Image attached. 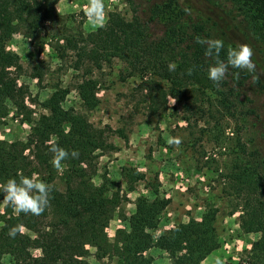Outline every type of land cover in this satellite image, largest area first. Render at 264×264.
<instances>
[{
	"label": "trees",
	"instance_id": "trees-1",
	"mask_svg": "<svg viewBox=\"0 0 264 264\" xmlns=\"http://www.w3.org/2000/svg\"><path fill=\"white\" fill-rule=\"evenodd\" d=\"M58 1L0 0V124L8 114L7 101L20 112L28 109L26 89L17 86L19 57L7 50V43L16 33L31 37L46 23L60 20L55 9ZM185 9H190V14ZM141 14H133L128 20L110 12L105 27L86 35L62 31L56 42L58 58L63 60L72 53L74 69L85 70L74 86L83 112L64 108L62 102L69 90L56 88L42 103L45 113L31 126L24 141L0 140V186L9 178L31 177L32 173L54 186L50 206L42 215L18 213L5 204L0 213V264H4L5 256L8 264H91L87 260L90 248L98 261L116 256L121 264H152L153 257L146 253L155 248L167 254L169 264H200L220 247L215 226L219 210L210 204L205 205L200 220L190 218L154 236L151 231L158 227L169 203V199L159 198L154 188L153 199L145 195L135 199L134 211L125 220L128 228L117 229L114 240H109L106 230L123 198L120 191L97 193L92 177L97 158L116 150L110 137H126L119 128L95 127L85 113L100 102V82L93 74L111 67L113 61L122 65L120 81H138L150 115L166 109L168 98L178 100L192 87L216 88L208 78L213 62L205 56V46L196 43L199 36L222 39V59H226L229 46L251 45L259 78L254 80L246 70L230 69L221 87L228 92L227 100L231 97L235 102L234 119L247 124L249 118L260 122L264 100L257 103L255 97L264 96V0H166ZM155 25L161 28L159 35L153 30ZM170 64H175L174 71L169 70ZM34 69L32 76L41 78L39 67ZM188 69H193L191 75ZM235 73H239L238 79ZM220 95L227 96L223 92ZM258 128V138L249 141H263L264 124ZM53 144L79 152L78 158L64 162L60 172L51 163ZM244 146L240 144L226 176L229 196L235 201L229 214L239 211L240 230L258 233L259 237L235 264H264V152L254 148L246 154ZM122 178L126 191L131 192L133 184L144 176L135 168H127L122 170ZM18 225H23L22 233L9 236V230Z\"/></svg>",
	"mask_w": 264,
	"mask_h": 264
},
{
	"label": "rangeland",
	"instance_id": "rangeland-1",
	"mask_svg": "<svg viewBox=\"0 0 264 264\" xmlns=\"http://www.w3.org/2000/svg\"><path fill=\"white\" fill-rule=\"evenodd\" d=\"M163 1L166 0H104V3L107 16L110 12H117L129 20L133 14H141ZM87 2L59 0L55 9L60 20L55 24L46 23L31 37L16 33L7 43V50L19 57L21 70L17 86L26 89L25 106L28 109L20 112L7 101L8 114L0 124V140L9 143L24 141L31 126L45 113L42 103L56 88L69 90L62 102L64 108L83 112L74 86L85 75V70L74 69L72 53L60 60L56 42L62 31L86 35L97 29L87 22L84 12ZM154 27L159 35L161 28ZM121 66L120 62L113 61L111 67L93 74L100 82L97 93L100 102L94 110L85 113L95 127L119 128L126 137L125 140L110 137L116 150L102 153L97 158L96 172L92 177L97 193L109 195L120 191L123 198L107 227L109 240H114L117 229L128 228L125 220L134 211L131 198L145 195L153 199L151 189L154 188L159 198L169 199L158 227L151 231L154 236L187 223L190 218L200 220L205 205L210 204L219 210L215 226L220 247L200 264H215L217 257L225 264L237 263L259 234L243 233L239 227L240 212L229 214L235 201L229 196L231 191L226 176L240 144L245 143L246 154L254 148L264 152V139L262 142L259 139L254 143L249 141L252 137L258 138V125L264 124V108L260 110V122H251L249 118L248 124L243 123L232 117L236 112L235 102L231 97L230 101L227 100L228 92L223 87L196 86L184 92L178 100L168 98L166 109L150 115L147 103L139 93L138 81L134 78L120 81ZM36 67L42 72L39 79L32 76ZM220 92L227 96L223 97ZM255 98L257 103L264 100L259 94ZM176 136L183 142L179 147L170 146L168 138ZM127 168H135L144 176L143 180L133 184L131 192L126 191L122 178V170ZM56 183L63 188L58 179ZM4 206L5 203L0 201V213H3ZM89 250L87 260L91 264H121L116 256L98 261L92 255L94 250ZM146 255L153 257L152 264L170 263L167 254L159 249H150ZM2 261L8 264V256Z\"/></svg>",
	"mask_w": 264,
	"mask_h": 264
},
{
	"label": "clouds",
	"instance_id": "clouds-1",
	"mask_svg": "<svg viewBox=\"0 0 264 264\" xmlns=\"http://www.w3.org/2000/svg\"><path fill=\"white\" fill-rule=\"evenodd\" d=\"M190 9H185V12L190 14ZM84 12L89 26L93 28H103L107 25L108 17L104 0H88L84 5ZM196 43L205 46V56L213 63L208 69V78L216 87H220L222 82L227 79L230 69L246 70L253 74V79L259 77L256 74L257 66L253 60L254 50L248 43H241L238 47L231 46L227 49L226 59L221 58V52L224 50V41L219 38H201L196 37ZM169 70H175V64L169 65ZM188 74L191 75L193 69H188ZM239 78V73L234 74ZM179 136L169 137L167 143L170 146L179 147L182 143ZM53 153L52 165L58 171L64 168V162L69 158H78L79 152L73 149L69 150L53 144L50 147ZM54 191V186L42 179L36 173L29 176H19L17 178H9L7 182L0 186V193H3L2 202L11 206L16 212L23 214H31L34 216L42 215L50 206L51 194ZM23 225L14 226L9 230V236L15 237L16 234L22 233ZM215 264H225V262L217 257Z\"/></svg>",
	"mask_w": 264,
	"mask_h": 264
},
{
	"label": "crops",
	"instance_id": "crops-1",
	"mask_svg": "<svg viewBox=\"0 0 264 264\" xmlns=\"http://www.w3.org/2000/svg\"><path fill=\"white\" fill-rule=\"evenodd\" d=\"M131 201L134 202L135 201V198H131Z\"/></svg>",
	"mask_w": 264,
	"mask_h": 264
}]
</instances>
